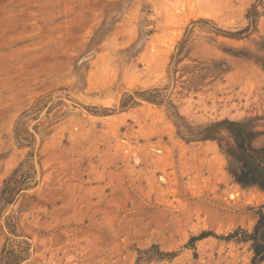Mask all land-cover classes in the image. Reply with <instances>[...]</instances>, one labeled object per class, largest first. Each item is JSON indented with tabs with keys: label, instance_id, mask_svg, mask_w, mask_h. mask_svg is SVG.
<instances>
[{
	"label": "rangeland",
	"instance_id": "374dc122",
	"mask_svg": "<svg viewBox=\"0 0 264 264\" xmlns=\"http://www.w3.org/2000/svg\"><path fill=\"white\" fill-rule=\"evenodd\" d=\"M152 89L160 104L121 108ZM224 120L264 131V0H0V190L21 163L36 172L1 205L0 255L250 264L221 238L253 226L264 192L185 132Z\"/></svg>",
	"mask_w": 264,
	"mask_h": 264
},
{
	"label": "trees",
	"instance_id": "16d2710c",
	"mask_svg": "<svg viewBox=\"0 0 264 264\" xmlns=\"http://www.w3.org/2000/svg\"><path fill=\"white\" fill-rule=\"evenodd\" d=\"M137 97L127 95L121 101V108L134 105L135 98H140L148 103L160 104L161 93L152 89ZM177 128L185 129L177 124ZM190 140L193 141H214L223 150L228 158L227 172L241 188H255L264 192V131H259L257 126L250 122H237L224 120L211 123L205 127H199L196 133L185 131ZM180 134H182L180 132ZM23 129L17 131L16 140H24ZM186 138V137H185ZM36 172L33 165L23 163L16 168L12 174L3 182L0 190V209L3 203L9 204L15 201L22 192L31 188L35 183ZM9 233L15 232V223L10 220L7 223ZM209 236L201 234L191 238L195 243ZM221 240L226 243H233L237 246L247 245L252 253L250 264H263L264 262V205L256 210V220L250 229L237 228L228 233ZM17 245V249L5 248L0 255V264H19L27 256V244ZM175 256L173 253L170 258Z\"/></svg>",
	"mask_w": 264,
	"mask_h": 264
}]
</instances>
